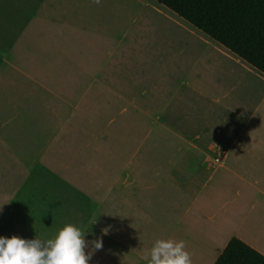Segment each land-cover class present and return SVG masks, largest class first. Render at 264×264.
Returning <instances> with one entry per match:
<instances>
[{"label":"crops","instance_id":"obj_1","mask_svg":"<svg viewBox=\"0 0 264 264\" xmlns=\"http://www.w3.org/2000/svg\"><path fill=\"white\" fill-rule=\"evenodd\" d=\"M110 4L0 0V236L97 217L89 264H141L157 239L192 264L233 237L264 255V75L207 43L154 66L138 53L137 78L117 80Z\"/></svg>","mask_w":264,"mask_h":264},{"label":"trees","instance_id":"obj_2","mask_svg":"<svg viewBox=\"0 0 264 264\" xmlns=\"http://www.w3.org/2000/svg\"><path fill=\"white\" fill-rule=\"evenodd\" d=\"M264 75V0H156ZM213 264H264V255L231 238Z\"/></svg>","mask_w":264,"mask_h":264},{"label":"rangeland","instance_id":"obj_3","mask_svg":"<svg viewBox=\"0 0 264 264\" xmlns=\"http://www.w3.org/2000/svg\"><path fill=\"white\" fill-rule=\"evenodd\" d=\"M109 1L113 17L116 18V31L120 33L115 36L116 42L118 36L126 32L125 40L116 49L118 62L113 72L117 80L137 78L140 69L137 65L141 66L138 53L144 51L145 56L151 60L155 59V53L168 59L164 51L171 49L177 51L197 49L205 47L207 43L214 48L221 46L156 0ZM151 65L154 66L153 60ZM138 77L139 81L141 76ZM137 87L139 88V85ZM75 103L80 106L82 104L79 100ZM0 195H2L0 201L3 203L8 201L10 189L4 188ZM141 264H147V261L144 259Z\"/></svg>","mask_w":264,"mask_h":264},{"label":"clouds","instance_id":"obj_4","mask_svg":"<svg viewBox=\"0 0 264 264\" xmlns=\"http://www.w3.org/2000/svg\"><path fill=\"white\" fill-rule=\"evenodd\" d=\"M7 202L0 203V211ZM74 223H67L51 237L35 235L31 239L12 235L0 236V264H89L95 250L103 248L101 238L91 242L85 239L91 231ZM111 226L101 228V234L107 235ZM91 243V249L89 248ZM147 264H192L191 254L183 240L157 239L144 257Z\"/></svg>","mask_w":264,"mask_h":264},{"label":"built area","instance_id":"obj_5","mask_svg":"<svg viewBox=\"0 0 264 264\" xmlns=\"http://www.w3.org/2000/svg\"><path fill=\"white\" fill-rule=\"evenodd\" d=\"M215 161H217V162L220 161V156H216Z\"/></svg>","mask_w":264,"mask_h":264}]
</instances>
